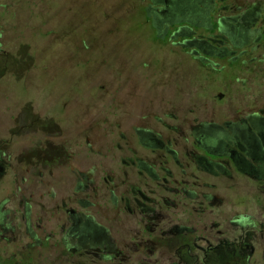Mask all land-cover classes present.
<instances>
[{
	"label": "flooded vegetation",
	"instance_id": "flooded-vegetation-1",
	"mask_svg": "<svg viewBox=\"0 0 264 264\" xmlns=\"http://www.w3.org/2000/svg\"><path fill=\"white\" fill-rule=\"evenodd\" d=\"M139 6L206 83L137 113L117 84L58 140L54 118L0 103V264H264V0Z\"/></svg>",
	"mask_w": 264,
	"mask_h": 264
},
{
	"label": "rangeland",
	"instance_id": "rangeland-1",
	"mask_svg": "<svg viewBox=\"0 0 264 264\" xmlns=\"http://www.w3.org/2000/svg\"><path fill=\"white\" fill-rule=\"evenodd\" d=\"M141 13L139 0H0V103L21 104L27 117L54 118L59 124L49 133L58 140L74 131L68 120L82 113L78 107L99 104L117 84L132 113L204 85L200 66L168 53ZM229 76L221 71L206 87ZM256 77L264 95V70ZM63 102L69 116L58 112Z\"/></svg>",
	"mask_w": 264,
	"mask_h": 264
}]
</instances>
